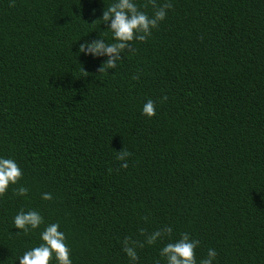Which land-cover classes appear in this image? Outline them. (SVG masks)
<instances>
[{
	"label": "trees",
	"instance_id": "trees-1",
	"mask_svg": "<svg viewBox=\"0 0 264 264\" xmlns=\"http://www.w3.org/2000/svg\"><path fill=\"white\" fill-rule=\"evenodd\" d=\"M111 2L0 0V155L30 189L0 199V260L39 242L12 223L34 208L60 223L73 264H130L123 240L164 226L198 239V260L214 248L216 264H264V0H171L148 41L100 73L76 54ZM167 242L138 249L139 264H166Z\"/></svg>",
	"mask_w": 264,
	"mask_h": 264
},
{
	"label": "clouds",
	"instance_id": "clouds-1",
	"mask_svg": "<svg viewBox=\"0 0 264 264\" xmlns=\"http://www.w3.org/2000/svg\"><path fill=\"white\" fill-rule=\"evenodd\" d=\"M151 3L154 11L149 15L141 10L137 0H112L103 10L102 17L91 23L102 21L106 30L99 32V38L80 43L76 56L101 60L100 73L115 72L125 59V52L131 51L133 44L137 42H147L153 31L166 21L168 12L172 8L171 0L162 6H157L155 0H151ZM95 14L94 10L93 15ZM108 33L111 34V40L104 38ZM163 99L167 100V97ZM156 114L157 102L151 98L147 99L142 107V115L153 118ZM116 152L117 158L123 162L121 167L127 169V160L131 153L124 148ZM23 180L24 171L16 159L12 156L0 155V199L7 196L10 190L16 197L29 198L30 189L24 186ZM41 199L50 202L54 196L51 192H44L41 194ZM12 223L14 229L18 230L16 235L37 233L39 240L37 244L16 257V264H73L72 248L59 222H47L38 209L21 208L14 215ZM173 232L172 226H164L150 233L141 229L140 235L145 238L144 241L126 237L123 240V252L129 258L130 264H139L138 249L143 248L145 244L154 246L158 242L168 240L169 242L159 249V256L166 261V264H216L218 253L214 248H209L207 256L198 260L196 251L200 241L187 232L181 233L178 239H174ZM0 264H5V261L0 260Z\"/></svg>",
	"mask_w": 264,
	"mask_h": 264
}]
</instances>
